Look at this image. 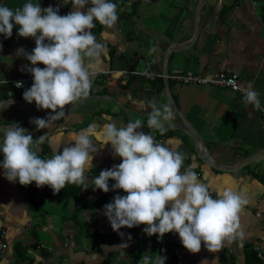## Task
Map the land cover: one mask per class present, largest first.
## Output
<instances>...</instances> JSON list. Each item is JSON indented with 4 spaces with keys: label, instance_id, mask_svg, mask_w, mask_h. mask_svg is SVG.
I'll list each match as a JSON object with an SVG mask.
<instances>
[{
    "label": "crops",
    "instance_id": "crops-1",
    "mask_svg": "<svg viewBox=\"0 0 264 264\" xmlns=\"http://www.w3.org/2000/svg\"><path fill=\"white\" fill-rule=\"evenodd\" d=\"M4 2L16 7L25 0ZM40 2L42 8L59 3L62 15L73 10L70 3L62 0ZM114 2L118 5L119 19L103 37L107 53L96 68L99 74L90 95L66 105L63 117L37 129L31 118H47L53 110L38 108L35 101L27 102L23 91L10 96V86L0 85V137L14 123L27 128L34 138L60 128L69 132L90 123L126 124L135 119L142 120L145 124L142 130L150 132L146 121L151 104L170 106L165 78L176 71L195 74L207 70L214 74L229 68L240 75L244 88L253 87L260 93L264 105V0ZM18 27L13 28L11 37L0 35V44L7 43L6 48H0V80L32 74L26 70L31 62L24 55H16V50L23 46L30 52L35 47V38L19 35ZM105 29L106 26L97 23L93 31L98 39ZM39 65L45 66L42 62ZM146 68L152 76L122 73ZM168 79L179 109L201 133L203 144L176 126L182 120L172 108L167 131L161 134L153 129L152 134L157 141L182 151L185 166L196 162L195 170L209 184L213 196L224 188L246 189L249 203L240 213L245 236L225 241L222 248L214 251L202 242L200 251L193 253L182 244L178 233H165L162 238L159 234L150 236L143 231V225L142 264H156L159 255L167 257L165 264H247L256 245L264 251V158L237 166L264 149V109L246 104L244 95L230 88ZM97 142L102 144V140ZM45 143L49 147L47 153L52 154L55 146ZM97 148L93 154L94 167L86 173L87 188H82L77 198L67 199L51 186L48 189L41 186L34 193L29 185L9 181L0 168V264H104L108 260L110 264H131L130 228L113 230L103 214L104 205L117 192L126 193L123 189L105 193L94 186V177L102 169L119 164L122 158L114 155L110 142ZM207 159L229 169L214 167ZM2 230L7 232L5 238H1ZM98 236H106L107 240L100 249L94 242ZM40 244L46 248H40ZM254 264H264V259Z\"/></svg>",
    "mask_w": 264,
    "mask_h": 264
},
{
    "label": "clouds",
    "instance_id": "clouds-1",
    "mask_svg": "<svg viewBox=\"0 0 264 264\" xmlns=\"http://www.w3.org/2000/svg\"><path fill=\"white\" fill-rule=\"evenodd\" d=\"M62 2L70 3L73 10L62 15L59 3L42 8L40 0H25L12 7L0 0V35L11 37L18 25L19 35L35 38L30 52L21 46L16 55H24L31 62L26 70L32 73L34 82L23 92L24 99L35 101L38 108L53 110L47 118H31L37 129L63 117L66 105L90 95L96 68L107 53L103 37L119 19L114 0ZM97 23L106 26L100 39L93 31ZM16 84L23 86L20 81ZM244 102L264 109L260 93L253 87L244 90ZM171 118L167 103L153 102L146 121L150 132L143 131L144 122L135 119L126 124L90 123L69 132L60 128L34 138L31 131L14 123L0 137V168L9 181L22 185L34 181L37 187L49 185L56 192L69 183L87 188L86 173L94 167L97 145L103 147L110 142L114 155L122 160L102 169L94 177V186L104 192L123 189L126 193L117 192L103 207L113 230L144 224L143 231L150 236L178 233L182 244L193 253L200 251L202 242L214 251L225 241L243 238L240 213L249 203L246 189L224 188L213 196L209 184L195 170L196 162L185 166L182 151L157 141L152 134L153 129L161 134L167 131L166 122ZM45 142L55 147L52 154L42 156L40 146ZM110 180L114 181L111 185ZM166 260L159 255L156 264H165Z\"/></svg>",
    "mask_w": 264,
    "mask_h": 264
},
{
    "label": "built area",
    "instance_id": "built-area-1",
    "mask_svg": "<svg viewBox=\"0 0 264 264\" xmlns=\"http://www.w3.org/2000/svg\"><path fill=\"white\" fill-rule=\"evenodd\" d=\"M55 6V5H54ZM63 13V8L62 6L60 7V14ZM3 47L2 49L7 47V43L3 42L2 43ZM133 73V74H143L146 76H152L153 74L149 71L148 68L142 70V71H129V70H124L122 71L123 74L125 73ZM98 72H96V75L94 76V79L96 76H98ZM168 78H171L175 81L181 82V83H196V84H214V85H219L222 87H226V88H230L234 91H238L240 93H242L244 95V90L246 88H244L241 84V78L240 75L238 73H236L235 71H232L231 69L227 68V69H222L219 70L217 72H215L214 74H209L207 70H203L199 73H191V74H187L185 72L182 71H176L175 73H173L171 76H168ZM20 81L22 82L23 86L18 87L16 82ZM34 80H33V75L32 74H22V75H16V76H12L6 79H2L0 80V85H8L10 86L8 93L10 96L13 95V93L15 91H25L28 87H30L33 84ZM263 116H264V110H263ZM156 138V135H154ZM45 155H50V153H46ZM49 185H44L43 188L44 189H48ZM7 232L5 230L1 231V238H5L6 237ZM3 247L6 248V243L3 240ZM40 248H46L45 244H40L39 245ZM254 250L257 252L258 257L260 259H264V251L261 248V246L256 245L254 247Z\"/></svg>",
    "mask_w": 264,
    "mask_h": 264
},
{
    "label": "trees",
    "instance_id": "trees-1",
    "mask_svg": "<svg viewBox=\"0 0 264 264\" xmlns=\"http://www.w3.org/2000/svg\"><path fill=\"white\" fill-rule=\"evenodd\" d=\"M262 15L264 17V7L262 10ZM42 148L43 149H42L41 155L44 156L48 152L49 147L46 143H44L42 145ZM29 186L32 188L34 193L38 192L39 187L36 186V183L34 181L31 184H29ZM81 190H82L81 185L69 183V184H66V186L60 190V192L65 198L72 199V198H77L79 196ZM143 225L144 224H140L138 226L130 228L132 248L129 252V256L131 258V264H142L143 263L142 253L140 251V233H141V229H142ZM100 235H101V233H100ZM94 239H95L94 242L97 244L98 249H100L102 244L107 241L106 236H98V237H95ZM258 260H260V259L258 257L257 252L252 250V252L248 256L247 264H254ZM109 262H110V260H108V262H105L104 264H110Z\"/></svg>",
    "mask_w": 264,
    "mask_h": 264
},
{
    "label": "water",
    "instance_id": "water-1",
    "mask_svg": "<svg viewBox=\"0 0 264 264\" xmlns=\"http://www.w3.org/2000/svg\"><path fill=\"white\" fill-rule=\"evenodd\" d=\"M165 81H166V93H167V98L169 100L170 106L176 113H178V115L180 116V118L182 120V123L179 124V125H176V126L181 128V129H184L185 131H187L193 137V139L195 141L202 142V144H203V139H202L201 133L188 121V119L184 116V114L179 109V106H178V104H177V102L174 99V96L172 94V90H171V87H170V83H169L168 77L165 78ZM263 158H264V149L254 153L251 156H249L243 163H241L237 167L246 166L248 164H251V163H254L256 161H259V160H261ZM207 161L214 167H217V168H220V169H224V170L225 169H229V168L221 167L220 165H217V164L213 163L209 159H207Z\"/></svg>",
    "mask_w": 264,
    "mask_h": 264
},
{
    "label": "rangeland",
    "instance_id": "rangeland-1",
    "mask_svg": "<svg viewBox=\"0 0 264 264\" xmlns=\"http://www.w3.org/2000/svg\"><path fill=\"white\" fill-rule=\"evenodd\" d=\"M144 264H146V262H144Z\"/></svg>",
    "mask_w": 264,
    "mask_h": 264
}]
</instances>
